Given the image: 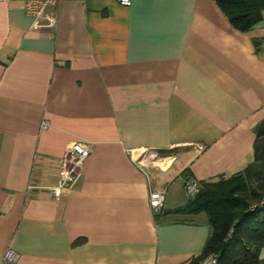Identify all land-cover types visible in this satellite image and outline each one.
Returning a JSON list of instances; mask_svg holds the SVG:
<instances>
[{"label": "crops", "instance_id": "crops-1", "mask_svg": "<svg viewBox=\"0 0 264 264\" xmlns=\"http://www.w3.org/2000/svg\"><path fill=\"white\" fill-rule=\"evenodd\" d=\"M55 11L54 29H35L19 0H0V257L189 264L211 230L205 213L175 212L191 198L182 171L200 183L253 161L264 18L240 31L214 0H59ZM74 141L92 151L55 200L44 187Z\"/></svg>", "mask_w": 264, "mask_h": 264}, {"label": "trees", "instance_id": "trees-1", "mask_svg": "<svg viewBox=\"0 0 264 264\" xmlns=\"http://www.w3.org/2000/svg\"><path fill=\"white\" fill-rule=\"evenodd\" d=\"M231 25L248 31L264 18V0H214ZM254 159L230 177L201 181L199 192L175 212L205 213L210 226L200 259L214 253L219 264H261L259 251L264 247V120L256 129ZM184 179L192 178L188 169ZM232 234L225 240L228 230Z\"/></svg>", "mask_w": 264, "mask_h": 264}, {"label": "built area", "instance_id": "built-area-1", "mask_svg": "<svg viewBox=\"0 0 264 264\" xmlns=\"http://www.w3.org/2000/svg\"><path fill=\"white\" fill-rule=\"evenodd\" d=\"M21 2L22 9L25 13L29 14L32 18V27L35 29H54L56 25V6L59 0H19ZM120 5L128 7L131 5L132 0H115ZM47 122H42V127H47ZM92 151V146L89 143L83 141H74L70 143L58 165V179L54 184L45 186L44 188L48 192L49 196L55 200H60L70 193L76 180L80 175V170L84 160L88 157ZM128 153L132 156L131 150ZM149 154L154 153L152 151ZM155 154V153H154ZM143 158L139 161L135 159V162L141 163ZM143 163V162H142ZM144 169V164L139 165ZM146 167V166H145ZM32 187V185H29ZM199 183L193 178L184 179V189L189 197L195 196L199 192ZM165 199V189L150 190L149 192V205L153 210H158L163 207ZM264 203V197L262 200L254 206L262 205ZM232 234V227L228 230L225 240H228ZM18 255L15 251L7 249L0 262L5 264H14L17 261ZM219 257L217 254L210 253L206 256L191 261L189 264H219Z\"/></svg>", "mask_w": 264, "mask_h": 264}]
</instances>
